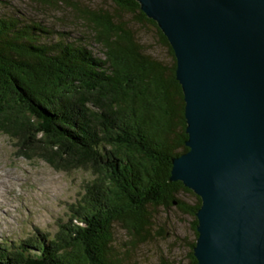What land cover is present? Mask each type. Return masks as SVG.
I'll return each mask as SVG.
<instances>
[{"label":"trees","instance_id":"trees-1","mask_svg":"<svg viewBox=\"0 0 264 264\" xmlns=\"http://www.w3.org/2000/svg\"><path fill=\"white\" fill-rule=\"evenodd\" d=\"M110 1L112 10L60 2L90 29L88 42L0 14V132L29 158L92 174L53 234L36 229L13 245L0 241V264H125L115 251L113 224L137 240L153 227L157 210L171 206L192 217L187 255L188 264H197L200 198L168 180L171 158L187 149L170 45L137 0ZM122 15L152 24L171 61L146 52Z\"/></svg>","mask_w":264,"mask_h":264},{"label":"water","instance_id":"water-1","mask_svg":"<svg viewBox=\"0 0 264 264\" xmlns=\"http://www.w3.org/2000/svg\"><path fill=\"white\" fill-rule=\"evenodd\" d=\"M171 50L197 264H264V0H137Z\"/></svg>","mask_w":264,"mask_h":264},{"label":"rangeland","instance_id":"rangeland-1","mask_svg":"<svg viewBox=\"0 0 264 264\" xmlns=\"http://www.w3.org/2000/svg\"><path fill=\"white\" fill-rule=\"evenodd\" d=\"M53 6L35 0H0V14H11L25 21H39L56 32L63 31L68 40L90 41L91 31L84 22L76 20L62 0ZM90 8L112 10L110 0H72ZM128 21L137 40L146 52L170 62L168 49L157 37L155 27ZM57 36V33L54 34ZM90 43V42H89ZM97 50L98 45L90 43ZM92 178L84 169L57 170L37 155L31 158L19 153L15 138L0 132V241L5 244L23 241L35 235L36 229L53 234L59 223L67 221V207L77 198L81 187ZM181 196L190 203L188 193ZM192 217L175 206L159 208L153 227L137 240L121 223L113 224L114 245L117 255L125 264H188V251L194 234L190 228ZM162 230L161 233H158Z\"/></svg>","mask_w":264,"mask_h":264}]
</instances>
